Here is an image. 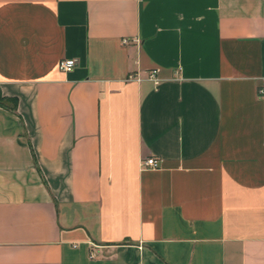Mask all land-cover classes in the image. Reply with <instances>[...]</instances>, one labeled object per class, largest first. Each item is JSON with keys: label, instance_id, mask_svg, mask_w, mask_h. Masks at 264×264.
I'll return each mask as SVG.
<instances>
[{"label": "crops", "instance_id": "0c3cea01", "mask_svg": "<svg viewBox=\"0 0 264 264\" xmlns=\"http://www.w3.org/2000/svg\"><path fill=\"white\" fill-rule=\"evenodd\" d=\"M263 85L264 0H0V264H264Z\"/></svg>", "mask_w": 264, "mask_h": 264}, {"label": "built area", "instance_id": "2783aa9c", "mask_svg": "<svg viewBox=\"0 0 264 264\" xmlns=\"http://www.w3.org/2000/svg\"><path fill=\"white\" fill-rule=\"evenodd\" d=\"M121 43H126L125 38H121ZM75 65V61L72 58H65L58 62L57 68L61 72H68L70 71ZM155 71L151 70L147 72L146 77L148 79H151L153 81H156V78L154 76ZM256 93L259 97L264 98V85L257 88ZM140 168H148V169H156L159 166V160L155 157L149 156L146 158H143L139 162Z\"/></svg>", "mask_w": 264, "mask_h": 264}, {"label": "trees", "instance_id": "16d2710c", "mask_svg": "<svg viewBox=\"0 0 264 264\" xmlns=\"http://www.w3.org/2000/svg\"><path fill=\"white\" fill-rule=\"evenodd\" d=\"M15 98L1 96L0 94V106L6 108L12 112L15 111Z\"/></svg>", "mask_w": 264, "mask_h": 264}]
</instances>
